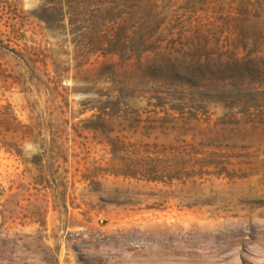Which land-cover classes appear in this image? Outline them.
Instances as JSON below:
<instances>
[{
	"label": "rangeland",
	"instance_id": "obj_1",
	"mask_svg": "<svg viewBox=\"0 0 264 264\" xmlns=\"http://www.w3.org/2000/svg\"><path fill=\"white\" fill-rule=\"evenodd\" d=\"M0 264H264V0H0Z\"/></svg>",
	"mask_w": 264,
	"mask_h": 264
},
{
	"label": "trees",
	"instance_id": "obj_2",
	"mask_svg": "<svg viewBox=\"0 0 264 264\" xmlns=\"http://www.w3.org/2000/svg\"><path fill=\"white\" fill-rule=\"evenodd\" d=\"M118 144L123 143L116 139ZM133 151L130 152L131 159L128 160L130 164L136 169L135 172H116V175H121L124 178H136L137 175H142L146 180L163 182V179L168 181L179 180L175 176L166 175L167 168H177L180 161L183 159V152L175 151L174 154L168 153L166 150L150 151L151 146H142L143 150L137 149L135 145ZM129 159V158H128ZM139 169V170H137ZM144 174H141V172ZM147 175V176H146Z\"/></svg>",
	"mask_w": 264,
	"mask_h": 264
}]
</instances>
